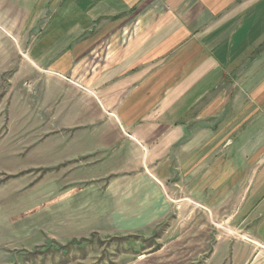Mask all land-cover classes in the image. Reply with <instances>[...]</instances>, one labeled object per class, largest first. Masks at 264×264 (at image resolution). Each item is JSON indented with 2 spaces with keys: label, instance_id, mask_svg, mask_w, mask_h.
<instances>
[{
  "label": "crops",
  "instance_id": "obj_1",
  "mask_svg": "<svg viewBox=\"0 0 264 264\" xmlns=\"http://www.w3.org/2000/svg\"><path fill=\"white\" fill-rule=\"evenodd\" d=\"M201 54L206 68L197 67L187 84H169V58L198 62ZM249 54L255 78L264 80V0H0V79L12 65V79L33 88L31 95L20 90L11 111L24 122L25 139L46 144L45 166L63 168L85 191L107 186L113 199L132 182L126 177H141L154 197L169 179L174 150L176 174L186 169L191 177L193 202L223 208L224 220L245 228L255 244L233 255L240 261L250 252L260 262L264 112L248 134L229 139L228 163L218 166L209 147L216 140L184 139L183 131L184 96L197 92L195 80L214 77L211 65L235 55L247 62Z\"/></svg>",
  "mask_w": 264,
  "mask_h": 264
},
{
  "label": "rangeland",
  "instance_id": "obj_2",
  "mask_svg": "<svg viewBox=\"0 0 264 264\" xmlns=\"http://www.w3.org/2000/svg\"><path fill=\"white\" fill-rule=\"evenodd\" d=\"M176 55L167 64L169 84H187L197 67H207L205 54L198 62ZM244 59L235 55L230 62L211 65L214 77L206 80L201 73L197 92L184 96V139H215L209 147L217 166L229 160L224 156L229 139L248 134L264 112V80L255 78L254 57ZM14 75L9 65L0 79V264H264L250 252L240 261L233 255L235 247L248 244V250L255 244L244 238L245 228L224 220L223 208L206 199L193 202L191 177L186 169L184 177L176 174L174 150L169 179L154 197L141 177H126L132 182L119 185L113 199L107 186L85 191V185L62 174L63 168L46 167V144L25 139L24 122L11 111L20 104V90L33 91ZM205 146L201 152L208 151Z\"/></svg>",
  "mask_w": 264,
  "mask_h": 264
}]
</instances>
